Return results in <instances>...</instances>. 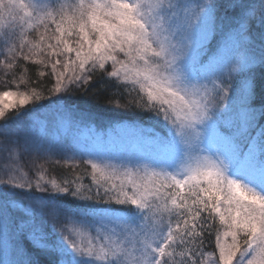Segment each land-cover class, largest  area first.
Returning <instances> with one entry per match:
<instances>
[{
	"label": "snow or ice",
	"instance_id": "1",
	"mask_svg": "<svg viewBox=\"0 0 264 264\" xmlns=\"http://www.w3.org/2000/svg\"><path fill=\"white\" fill-rule=\"evenodd\" d=\"M0 56L54 79L47 95L0 92V264H264V0H0ZM98 86L135 93L116 107L153 125L81 152L62 137L89 117L61 94ZM53 96L39 127L6 114ZM57 150L91 186L23 170L22 154Z\"/></svg>",
	"mask_w": 264,
	"mask_h": 264
},
{
	"label": "trees",
	"instance_id": "2",
	"mask_svg": "<svg viewBox=\"0 0 264 264\" xmlns=\"http://www.w3.org/2000/svg\"><path fill=\"white\" fill-rule=\"evenodd\" d=\"M26 67L28 72L25 75V82L21 83V71L22 68ZM40 67H37L35 64L26 62L22 59L16 61V67L13 68L10 73L5 78L6 87H13V85L21 84V88L26 92V94L31 95L33 91L40 93L42 95L48 94V89L53 86V78L46 73L44 77H38L37 70ZM95 80V78H94ZM15 81V83H13ZM135 93H132L129 96L128 92H124L121 96L119 92L115 89L109 91L101 90L98 86L93 89V92L89 95H85L83 92H69L63 95L64 100L62 103L66 107L73 108L78 112H83L87 114L89 119L86 121V126H92L94 129L98 130L101 133H104L116 126L132 127V126H143L145 128L151 127L153 121L149 118V114L142 112L135 107V104H132L128 108L116 107L117 103L129 104L130 100L135 97ZM115 97V98H113ZM56 99L51 97V99H42L35 104V107L38 109L36 112L41 110H52L55 109L53 101ZM34 106L33 103L26 105L20 110L10 111L7 115H14L15 111L20 112H29ZM28 114V115H29ZM85 166L80 167L79 172H71L66 168L62 167H52L49 169V173L54 176L59 183L63 181H77L82 184L83 188H88L91 186V177L88 175L87 171L85 172ZM85 174V175H83ZM65 202L68 204H75L77 202L73 201L71 197H65ZM112 207H121L117 205H112ZM214 248V237L213 244L211 246Z\"/></svg>",
	"mask_w": 264,
	"mask_h": 264
},
{
	"label": "rangeland",
	"instance_id": "3",
	"mask_svg": "<svg viewBox=\"0 0 264 264\" xmlns=\"http://www.w3.org/2000/svg\"><path fill=\"white\" fill-rule=\"evenodd\" d=\"M35 34L30 36V39H34ZM3 57L0 56V60H2ZM23 60V59H22ZM30 62V61H26ZM31 63V62H30ZM33 64V63H32ZM36 65V64H35ZM37 67H40V65H36ZM12 70V69H11ZM11 70H6L2 65H0V92L5 91V90H19L21 93H26L23 92L24 90L21 88V84H14L13 87H6V77L10 73ZM47 73H49V69H44ZM50 75V74H49ZM234 83H237L241 88L244 86V76L238 74L236 81ZM53 84H54V79H53ZM65 93L61 94L62 95V101L64 100L63 95ZM29 95V94H28ZM55 99L58 97L53 96ZM6 102L11 104L14 102V98H6ZM30 104V103H29ZM14 110H20V107L17 104V108ZM10 111L6 112L8 114ZM55 109L49 110H41L38 112H31L29 115L25 117V119L35 121L37 124V127H39L40 122H45L49 123L53 119ZM50 133L54 131V129L51 128L50 124ZM120 126H116V128H112L104 133L99 132L98 130L94 129L92 126H86L82 125L79 129V131L76 132V139L73 140L71 137H62L64 140H68L71 144V146L77 148L79 151L84 152V151H91L95 145L93 142L94 137H98L102 141H108L110 137L114 138L117 136V128ZM91 128V131L89 130ZM71 152H65L63 150H57L55 153L51 155V157H39L34 153H26L22 154L20 157V163L23 166V170L28 173L29 177L32 178L33 180L36 178V173L37 170L40 169L41 166H43L45 178L47 180H56L57 183L59 181L49 173V169L52 167H62L66 168L67 170H70L71 172H79L80 167L85 166V172L87 171L88 175L91 177V169L88 165H86L83 160L77 158L76 160H67L65 159L66 156H70ZM87 158V157H85ZM85 175V174H83ZM82 185V184H81ZM59 227V225H58ZM69 229L73 230H79V225L75 223H69L67 225ZM58 235V233H57ZM76 239L80 240L82 239L85 243L88 241L89 237L86 232H84L81 236L75 237Z\"/></svg>",
	"mask_w": 264,
	"mask_h": 264
}]
</instances>
